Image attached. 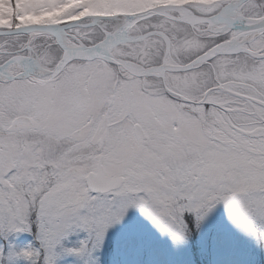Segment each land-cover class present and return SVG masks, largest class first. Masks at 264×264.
I'll use <instances>...</instances> for the list:
<instances>
[{
  "label": "snow or ice",
  "instance_id": "1",
  "mask_svg": "<svg viewBox=\"0 0 264 264\" xmlns=\"http://www.w3.org/2000/svg\"><path fill=\"white\" fill-rule=\"evenodd\" d=\"M219 209L264 260V0H0V264H197Z\"/></svg>",
  "mask_w": 264,
  "mask_h": 264
},
{
  "label": "rangeland",
  "instance_id": "2",
  "mask_svg": "<svg viewBox=\"0 0 264 264\" xmlns=\"http://www.w3.org/2000/svg\"><path fill=\"white\" fill-rule=\"evenodd\" d=\"M222 225H226V221L223 215V210L219 209L205 224L202 232L193 236L191 252L193 257H195L197 264H212V261L216 257L215 249L210 247L208 254H202L200 252L199 242L204 240L212 242L217 239L218 230ZM117 231H119V229H117ZM254 256L256 258V264H264V260L261 259V253L258 250L254 252Z\"/></svg>",
  "mask_w": 264,
  "mask_h": 264
}]
</instances>
